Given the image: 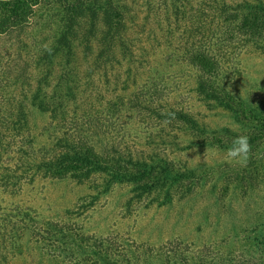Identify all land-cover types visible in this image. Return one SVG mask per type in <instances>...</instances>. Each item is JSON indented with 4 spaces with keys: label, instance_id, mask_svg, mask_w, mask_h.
Listing matches in <instances>:
<instances>
[{
    "label": "rangeland",
    "instance_id": "rangeland-1",
    "mask_svg": "<svg viewBox=\"0 0 264 264\" xmlns=\"http://www.w3.org/2000/svg\"><path fill=\"white\" fill-rule=\"evenodd\" d=\"M116 3L114 50L102 9L93 28L86 10L70 25L75 56L59 57L64 69L57 57L40 87L14 32L0 38V264H264V53L234 32L244 6L264 0ZM37 14V40L57 37V18ZM193 47L215 53L250 120L196 90ZM55 90L63 107L52 113ZM80 134L100 152L90 171L59 164ZM239 135L252 146L246 165L227 156Z\"/></svg>",
    "mask_w": 264,
    "mask_h": 264
},
{
    "label": "trees",
    "instance_id": "trees-1",
    "mask_svg": "<svg viewBox=\"0 0 264 264\" xmlns=\"http://www.w3.org/2000/svg\"><path fill=\"white\" fill-rule=\"evenodd\" d=\"M118 7L116 0H0V38L14 32L12 34L16 36V40L19 43L16 47V55L20 62H22L24 69L26 68L25 64L30 65V61H32L36 74L40 76L38 78V80L40 79V87L43 81H46L52 75L53 65L61 63L60 56L66 59L75 56V47L71 46L70 40L76 29H71V26L79 23L85 11H89L90 18L88 21L90 19L93 20V28L96 25L95 17H97V12L99 9H102V18L100 21L105 24V31L108 32V34H103L102 36L103 38L105 36L104 39L108 41L109 37L107 36L113 35L114 28L121 23L122 13L118 11ZM40 10H43L44 17L41 16L39 21L42 19L57 18L60 24L58 31L55 32L58 35L57 37L54 33L50 37L49 35L45 37V40H49L50 42L45 41L43 43V38L37 40L43 34V31L38 26L39 22H35L34 20L36 15H38L37 12ZM244 11L249 17L246 15V18L243 20L244 16L242 14L240 21L234 25L236 29L234 32L245 43L250 42L259 53H264V42H262L264 39V4H246ZM29 29H32L34 32L36 29L39 30L31 34V41L26 40V37L29 36L27 33ZM72 32L73 34H71ZM110 32L113 34H110ZM119 33L117 36L120 38L121 34ZM33 41L36 44H32L31 42ZM28 42L32 46V52L26 54L27 50L25 48L29 46ZM106 45L114 50V44L110 45L108 41ZM27 56L30 57L29 60L26 59ZM57 57L58 61L54 64ZM216 57L215 53H212L210 50L201 49L200 47H193L187 53V59L197 69L196 90L204 95L205 99L214 101L218 106L229 111L235 119L241 121L249 118L250 120L251 108L247 102L241 97L231 94L220 84L221 81L218 79V72H220L221 66ZM68 65V60L60 64L63 69ZM24 69H20L18 74L22 75L25 71ZM62 71L63 73L60 76L65 75V71L67 72V70ZM70 92L73 93L71 90ZM54 93L50 96L49 103L47 101L45 102V107H48L52 113H56L57 109L63 107L61 102L62 96L58 95L56 90ZM67 93H65L64 97L69 99V94ZM172 114L181 119L186 125L196 127V121L189 113L182 110H174ZM81 135L77 136V140L74 139L68 142L67 147H69V151L62 152L58 155L60 156L59 160H61L59 164H62L65 160H69L68 163L74 168L80 170L85 168L90 171L92 170V162H99L97 155L100 152L94 147L93 142H90L89 139L86 140L85 136L83 138ZM116 161H120V159H116ZM53 165L54 162L43 164L44 167L49 169ZM143 173L141 169L135 177L139 174L141 176ZM137 179H141V177ZM144 185H147L145 181Z\"/></svg>",
    "mask_w": 264,
    "mask_h": 264
},
{
    "label": "clouds",
    "instance_id": "clouds-1",
    "mask_svg": "<svg viewBox=\"0 0 264 264\" xmlns=\"http://www.w3.org/2000/svg\"><path fill=\"white\" fill-rule=\"evenodd\" d=\"M252 146L249 143V138L246 135H239L233 140V145L231 148L227 149V156L231 161L240 163L241 165H246Z\"/></svg>",
    "mask_w": 264,
    "mask_h": 264
}]
</instances>
